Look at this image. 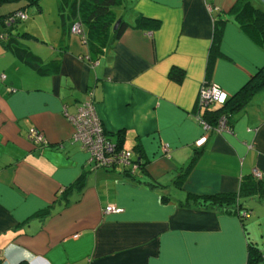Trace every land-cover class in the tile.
Listing matches in <instances>:
<instances>
[{"label": "crops", "instance_id": "obj_1", "mask_svg": "<svg viewBox=\"0 0 264 264\" xmlns=\"http://www.w3.org/2000/svg\"><path fill=\"white\" fill-rule=\"evenodd\" d=\"M71 1L38 5L35 19L43 30L36 27L23 45L40 70L0 39V264H245L248 245L264 249V88L219 133L203 128L196 103L201 83L231 95L264 62V42L241 27L233 9L243 4L128 0L125 14L116 12L126 27L90 65L86 43L67 26ZM246 1L264 12V0ZM140 16L157 24L142 26ZM38 21L25 29L33 33ZM215 21L218 52L207 68ZM171 69L181 71L178 79ZM86 90L103 133L113 142L120 135V146L132 151L133 172L91 169L72 140L66 115ZM30 127L47 142L32 143ZM253 169L262 174L256 186ZM79 181L81 189L66 193V204L56 201ZM236 193L225 210L189 198ZM108 204L122 211L104 213ZM236 207L246 209L242 219Z\"/></svg>", "mask_w": 264, "mask_h": 264}, {"label": "trees", "instance_id": "obj_2", "mask_svg": "<svg viewBox=\"0 0 264 264\" xmlns=\"http://www.w3.org/2000/svg\"><path fill=\"white\" fill-rule=\"evenodd\" d=\"M21 0H0V25L3 27L6 26V33H0V39H5L8 43H11V48L15 51L25 62L31 65L36 70H40L41 66L37 63L36 58L29 52V50L23 45V40L26 38L34 39L30 33L26 31L17 32L18 25L16 24L19 21L25 19H19L15 17L11 22L6 24V20L15 14L17 11H23V3ZM29 2L35 3V0H27ZM62 2V0H61ZM120 0H72L69 5V21L67 26L70 27L75 21H79L82 25L83 22L86 23V31L84 33L83 39L86 43L89 53L87 58L89 62H94L91 60V56H96L100 51V48L103 47L109 40L115 39L126 27V22L122 18H119V21L115 29L110 30V38L108 37V29L111 23L113 22V7L118 4ZM237 2L242 3L243 6L238 8L236 5L233 9L237 8V14L239 16V24L243 29L250 30L256 35V39L259 42H264V12L261 9L252 7L248 5L246 0H237ZM10 4L7 8L3 9L2 6ZM62 11L67 14V9H62ZM63 14V13H61ZM64 15V14H63ZM138 23L142 26H150L151 28L157 24V20L140 16ZM1 26V27H2ZM149 28V27H147ZM220 22L217 24L215 21L212 29L211 43L209 45L207 53V68L210 67L214 54L218 52V42H219V30ZM89 55V56H88ZM181 75L179 69H171L169 71V76L174 79H178ZM264 88V62L258 66L253 73L248 77V79L231 95H227L223 104L209 108L208 106L204 107L203 111L200 114V117L204 122L210 127L213 126L218 117L222 114L226 118L231 117L233 113L241 110L250 97ZM116 143L120 146L121 138L117 134ZM198 150H195V153L189 158L186 164L180 167L179 175L177 178L182 179L186 175L189 167L192 165L195 155ZM139 168L141 163L138 162ZM254 180V186L258 185V179L252 178ZM244 183L243 181L241 182ZM82 185L80 181L75 183L72 187L63 189L57 196L56 201L60 203H67L66 193L81 189ZM253 189V187H250ZM236 194H210L203 196L189 195V198L192 200L200 199L198 201L208 202V204H215L224 209H228V204L231 200L237 198ZM244 208L236 207V213L239 218L242 219L244 216L239 214V210ZM264 260V249L258 250L255 246L248 245L246 251V260L245 264H254L258 261ZM16 264H26L24 261H19Z\"/></svg>", "mask_w": 264, "mask_h": 264}, {"label": "built area", "instance_id": "obj_3", "mask_svg": "<svg viewBox=\"0 0 264 264\" xmlns=\"http://www.w3.org/2000/svg\"><path fill=\"white\" fill-rule=\"evenodd\" d=\"M15 17L25 19L26 15L23 11H17L14 15L10 16L5 23L8 24ZM70 32L78 35L80 40L84 42V32L79 21L73 22L70 27ZM85 59L90 65L94 64L88 61L87 55H85ZM3 77L4 75L1 74L0 79ZM85 96V99L76 106L74 113L67 114L66 117L73 127L71 133L72 140L77 141L79 146L87 153V164L91 169H112L116 166H120L127 172H133L137 164L132 156V151L117 145L116 142L107 138L103 133L100 121L94 109L92 91L86 90ZM226 97V93L222 91L218 85L214 83H201L197 92L196 103L199 108L204 109L206 106H218L223 104ZM197 119L207 131L210 130L219 133L229 130L225 115L221 114L216 123L211 127L204 122L199 114L197 115ZM26 136L34 144L43 145L47 142L44 135L35 127L28 128ZM204 140L205 135H202L196 140V146H200ZM161 148L163 151H166L167 144L163 143ZM251 175L258 180L262 177V174L257 169H253ZM121 211L122 208L113 204L105 205L103 208L104 213H118ZM239 212L242 216H245L247 213V211L243 209H240Z\"/></svg>", "mask_w": 264, "mask_h": 264}, {"label": "rangeland", "instance_id": "obj_4", "mask_svg": "<svg viewBox=\"0 0 264 264\" xmlns=\"http://www.w3.org/2000/svg\"><path fill=\"white\" fill-rule=\"evenodd\" d=\"M20 2H22L23 3V9H24V12H25V15H26V19L25 20H23V21H19V22H17L16 24L18 25V27L19 28H22V29H25V25L27 24V23H30V24H33V23H35L36 21H38L37 19H35V17H36V13L38 12V5H43L44 4V2H43V0H35V3H33V2H29V1H27V0H21ZM126 2H128V0H120V2L118 3V4H116V6H114L112 9H113V15H114V20H113V22L111 23V25L109 26V29H108V33H110V30L111 29H113V25H114V23H115V21L116 20H118V16H117V11H123V12H121L122 14H125V11L127 10V9H125V8H122L123 7V4L124 3H126ZM11 4V3H10ZM9 3L8 4H6V5H4V6H2V8L3 9H5V8H7L9 5H10ZM39 13V12H38ZM62 13L65 15V12L64 11H62ZM123 19V18H122ZM123 20H125V17H124V19ZM40 27V30H43L42 29V20H39L38 21V24H35V26H32V27H30V29H31V31L34 33H30V31L28 30V29H25L26 30V32L27 33H30L32 36H35V32H37V29H36V27ZM82 26H83V28H86V23L85 22H83L82 23Z\"/></svg>", "mask_w": 264, "mask_h": 264}, {"label": "water", "instance_id": "obj_5", "mask_svg": "<svg viewBox=\"0 0 264 264\" xmlns=\"http://www.w3.org/2000/svg\"><path fill=\"white\" fill-rule=\"evenodd\" d=\"M118 21H119V19L115 21V23H114V25H113V29L116 28V25H117ZM137 160H138V158H137Z\"/></svg>", "mask_w": 264, "mask_h": 264}, {"label": "bare ground", "instance_id": "obj_6", "mask_svg": "<svg viewBox=\"0 0 264 264\" xmlns=\"http://www.w3.org/2000/svg\"><path fill=\"white\" fill-rule=\"evenodd\" d=\"M135 162H136V160H135ZM137 164V163H136Z\"/></svg>", "mask_w": 264, "mask_h": 264}]
</instances>
